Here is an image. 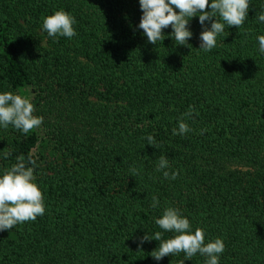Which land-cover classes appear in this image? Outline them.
Returning <instances> with one entry per match:
<instances>
[{
  "label": "trees",
  "instance_id": "obj_1",
  "mask_svg": "<svg viewBox=\"0 0 264 264\" xmlns=\"http://www.w3.org/2000/svg\"><path fill=\"white\" fill-rule=\"evenodd\" d=\"M61 8L76 17L72 38L43 29ZM261 12L264 0H250L244 24L225 25L205 52L198 15L190 47L171 26L149 43L139 0H0V92L31 97L44 118L27 134L0 127V174L31 153L46 209L0 231V264H180L182 252L155 260V239L138 248L146 233L174 235L155 224L167 206L203 228L205 243L224 239L219 264H264ZM190 105L192 130L173 135ZM161 155L176 179L156 171Z\"/></svg>",
  "mask_w": 264,
  "mask_h": 264
},
{
  "label": "clouds",
  "instance_id": "obj_2",
  "mask_svg": "<svg viewBox=\"0 0 264 264\" xmlns=\"http://www.w3.org/2000/svg\"><path fill=\"white\" fill-rule=\"evenodd\" d=\"M142 17L138 25L143 30L147 41L156 45L158 41L165 40L164 29L171 26L170 35L177 45H186L193 36L190 21L199 16V23L203 26L200 33V46L205 52L213 50L217 45V37L225 31V25L240 28L250 8V0H139ZM177 9L179 11H177ZM210 9V10H209ZM215 18V19H214ZM257 20L264 23V12L257 15ZM210 22L211 26H208ZM76 17L63 8L49 15L43 20V29L49 37L64 36L72 38L77 35L74 25ZM259 52L264 54V35L258 36ZM36 108L31 97L14 93L13 91L0 92V127L7 129L11 125L24 134L39 128L43 123V116L35 115ZM195 111L194 106H189L182 115L178 128H174L173 135H184L191 131L184 117H191ZM147 144L158 147L154 135L149 134ZM6 159L10 153H3ZM36 160L31 153L27 160L23 155L17 157V162L3 169L0 174V231L11 230L17 224L35 221L38 216L45 213V199L41 187L36 182L34 169ZM168 159L161 155L156 167L157 172H162L163 177L176 179L179 169L170 172ZM131 176H136L138 170L130 167ZM159 197H152V208L159 207ZM155 224L165 232L174 233L166 240L162 233L157 231L150 236L148 233L139 238L138 248L143 250V244L155 239L160 241L159 247L151 252V256L159 261L165 256L184 253L185 259L180 264H185L186 259H192L197 253L206 257L204 264H219V256L225 251V242L221 237L205 243L206 233L201 227L192 230V224L187 216L182 214L178 207L167 206L161 217L155 219Z\"/></svg>",
  "mask_w": 264,
  "mask_h": 264
},
{
  "label": "rangeland",
  "instance_id": "obj_3",
  "mask_svg": "<svg viewBox=\"0 0 264 264\" xmlns=\"http://www.w3.org/2000/svg\"><path fill=\"white\" fill-rule=\"evenodd\" d=\"M29 92V91H28ZM29 95H31V92H29Z\"/></svg>",
  "mask_w": 264,
  "mask_h": 264
}]
</instances>
